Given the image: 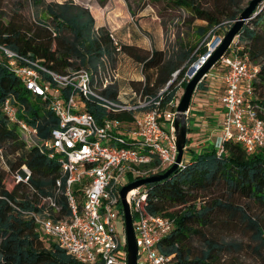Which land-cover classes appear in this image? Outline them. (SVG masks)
I'll list each match as a JSON object with an SVG mask.
<instances>
[{
  "label": "trees",
  "instance_id": "16d2710c",
  "mask_svg": "<svg viewBox=\"0 0 264 264\" xmlns=\"http://www.w3.org/2000/svg\"><path fill=\"white\" fill-rule=\"evenodd\" d=\"M27 1L18 2V5L14 3L8 13L3 6L4 0H0V46L57 74L85 69L93 76L98 75L99 70L103 71L105 63L113 61L116 54L123 52L138 63L140 71H151L140 82L131 84V90L149 103L141 111L156 109L164 113L176 111L174 104L178 86L171 83L165 89L173 74L177 72L176 81H183L184 89L188 81L184 76L186 68L207 53L206 36L214 34V30L223 27L225 22L230 29L250 0H150L164 6V10L159 12L163 25L166 10L184 11L192 20L203 22L192 37L188 36L186 41L179 40L172 53L156 49L142 53L135 47H118L113 32L105 27L96 28L91 12L72 0L63 3ZM107 2L96 0L99 7H104ZM25 6L32 10V20L20 14L18 8ZM216 43L210 45V50H215ZM230 52L246 57L251 65L258 68L252 82L250 101L259 118L264 120V0L239 31ZM45 79L51 80L48 76ZM101 85L98 81L95 84L102 95L120 99L116 86L101 89ZM208 86V80L207 84L201 82L195 93L199 89L207 91ZM125 97L127 100L122 101L136 104L135 98ZM8 99L16 110L17 120L35 129L34 135L26 136L17 123L8 120L3 108ZM81 106V111L91 113L99 123L104 119L117 121L121 128L119 135L124 139L141 112H113L99 107L89 98H83ZM57 124L58 119L50 109L48 97L42 98L26 90L8 70L5 58L1 57L0 264H80L54 241L43 236L34 220L28 217L29 212L43 211L45 206L40 199L47 196L55 198L61 207L60 217L69 214L64 197L57 194L56 182L61 181V189L65 184L59 158L54 154L51 156L52 151L44 147ZM190 131L187 127V134ZM23 138H30L32 144L27 145ZM188 141L187 137L186 147ZM127 144L143 152L147 150L136 140H128ZM201 148L198 153L186 150L185 153L191 155L190 159L183 156L182 165L167 178L145 186L147 211L173 223L169 233L158 244L160 253L172 257L170 264H237L227 263L223 257L240 253L242 243L212 234L214 230L234 228L250 233L252 241L257 243L253 251L264 264V218L255 215L250 208L254 206L264 216V146L252 154H247L239 143L232 141L223 143L221 154L217 153L214 145ZM158 164L159 158L155 154L150 166ZM22 166L31 172V188L16 183L12 178ZM8 175L12 178L9 188L6 183ZM211 192L217 197L209 203L198 202L204 194ZM237 200L245 203L240 205ZM119 216L121 222V212ZM195 241L198 246L194 245Z\"/></svg>",
  "mask_w": 264,
  "mask_h": 264
},
{
  "label": "built area",
  "instance_id": "2783aa9c",
  "mask_svg": "<svg viewBox=\"0 0 264 264\" xmlns=\"http://www.w3.org/2000/svg\"><path fill=\"white\" fill-rule=\"evenodd\" d=\"M228 51L216 63L224 73L221 76L222 94L218 98L222 109L221 123L213 129L222 135L214 147L221 154L223 143L232 141L239 143L247 154H252L264 146V120L259 118L250 101L258 68L246 57ZM1 57L26 90L42 98L48 97L50 109L58 119L57 127L51 131V138L44 147L52 151L51 156L54 154L59 158L65 184L61 189V181L56 182L57 194L64 197L69 214L60 217L61 207L55 198L47 196L40 199L45 206L43 211L29 212L28 217L34 220L43 236L54 241L80 264H127L125 236L123 239L117 232L119 212L122 214L119 192L125 185L175 164L177 150L173 123L176 111H141L149 103L140 100L134 91L128 95H131L130 100L135 98L136 104L105 97L95 84L98 81L102 83L101 89H106L113 82L104 77L101 70L94 76L85 69L57 74L2 46ZM207 57L203 56L201 61L204 63ZM46 76L51 80H46ZM171 83L172 80L165 89ZM83 98L93 99L99 107L113 112H141L124 139L119 135L121 128L117 121L104 119L99 123L91 113L81 111ZM3 108L8 120L17 123L26 136L36 133L25 122L17 120L10 99L4 102ZM128 140L139 141L147 147L146 152L129 146ZM187 147L185 145L177 167L182 165ZM155 154L159 164L152 167L150 163ZM30 176L29 169L22 166L12 178L31 188ZM145 186L131 190L126 197L137 247L136 264H170L172 257L160 253L158 244L173 223L147 211Z\"/></svg>",
  "mask_w": 264,
  "mask_h": 264
},
{
  "label": "rangeland",
  "instance_id": "374dc122",
  "mask_svg": "<svg viewBox=\"0 0 264 264\" xmlns=\"http://www.w3.org/2000/svg\"><path fill=\"white\" fill-rule=\"evenodd\" d=\"M76 1L85 4L89 3L90 5L93 4L94 8L91 10L92 16L98 23L105 24V28L108 31L113 32L114 40L118 47L120 45L131 46L137 48L142 53H150L151 49L172 53L179 40L186 41L188 36L192 37L197 26L203 24L201 21L192 20L184 11L166 10L164 13L166 17L163 20L165 24L163 25L160 21L159 12L164 10V6L162 4H153L150 0H110L111 5L109 7L104 6L101 8H98L96 0ZM122 1L125 2V5L121 4ZM18 2L28 3L27 0H4V9L6 12L10 13L13 8L12 5L14 3H17L18 5ZM244 3H246V1ZM259 8H262V5ZM18 9L22 16L29 20L33 19V13L29 6ZM228 30L229 24L228 22H225L223 27L214 30V34L210 35L209 33L206 36V38H208L206 44L207 51H210V45L215 43L217 39L221 40ZM201 58L202 56H200L194 63L188 65L184 75L186 79H189V72L195 64L201 61ZM104 67V77H109L113 82V86L118 88V95L121 100H127L125 96L131 97V95L128 94L130 91H134L133 89L131 90L132 83L136 84L140 82L146 74H151V71L146 73L144 70L140 71L138 63L123 52L116 54L114 60L106 62ZM215 73L220 76L224 73L223 69L220 68L218 64H215V66L208 72L207 77H204L201 82L207 84L208 80L209 84H211L213 80L209 74ZM176 79L177 74H175L174 77L172 76V83L177 84L176 86H178L176 97L178 100L177 102H179L184 90L181 85L183 81L177 83ZM220 85L221 83L219 82V93H214L218 98L222 94V85ZM206 92V90L199 89L192 97L193 107H196V103L198 102L202 103L203 105L200 107L199 114H201L200 116L202 118L207 117V120L204 122L201 121V123L200 120H197L195 125H193L195 126L194 129H191L187 134V137L189 138L188 148L195 153L201 151V144L204 143V145H202L203 147H206V145L213 146L222 135L220 131H213V128L208 124V122L212 123L214 120L213 118H209L210 115H213V112L218 111L220 108L217 107V105H219L218 98H215L214 100L209 99V94L206 95ZM212 124L216 125V123ZM23 139L26 141L27 145L32 144L30 138ZM199 142L202 143L199 144ZM190 158L191 155L189 152L184 154V159L188 160ZM6 183L9 188V185L12 184V178L10 175L6 176ZM216 197L217 196L214 192L207 193L204 194L203 198L198 199V202L209 203ZM236 203L243 205L245 201L237 200ZM250 208L255 215L264 218L263 214L256 210L254 206L251 205ZM117 232L124 239L123 221L117 223ZM212 234L218 238L236 240L242 243L243 250L238 254L224 256L223 259L225 262H236L237 264H263L262 259H260V257L253 251L257 243L252 241L250 233H245L241 229L236 230L231 228L228 230H214L212 231ZM194 245L198 246V242L195 241ZM262 253H264V250Z\"/></svg>",
  "mask_w": 264,
  "mask_h": 264
},
{
  "label": "water",
  "instance_id": "95a60500",
  "mask_svg": "<svg viewBox=\"0 0 264 264\" xmlns=\"http://www.w3.org/2000/svg\"><path fill=\"white\" fill-rule=\"evenodd\" d=\"M262 1L263 0H250L248 2L247 6L241 12L238 19L234 21L233 25L226 32L224 37L221 40L217 39L220 41L218 47L213 52L207 51V53L204 55H208L205 62L198 68L195 74L188 79L183 90V94L180 97V100L176 107V116L173 123L175 145L177 150L175 164L167 169L164 174L152 175L144 179L136 180L120 189L119 199L124 224L127 264H136L137 260V247L135 243L132 216L126 200L127 194L131 190L137 189L141 186L161 181L167 178L172 172L177 169V164L181 161L183 150L187 141V117L189 106L191 104L192 97L196 91L197 86L201 83L208 72L215 66L219 59L228 51L235 38H237L239 31L249 20L255 9L261 4Z\"/></svg>",
  "mask_w": 264,
  "mask_h": 264
},
{
  "label": "crops",
  "instance_id": "0c3cea01",
  "mask_svg": "<svg viewBox=\"0 0 264 264\" xmlns=\"http://www.w3.org/2000/svg\"><path fill=\"white\" fill-rule=\"evenodd\" d=\"M65 1H67V0H46V2H55V3H63V2H65ZM75 4H78V5H81V6H83V7H85V8H87L90 12H91V10H92V8H94V6H93V4H89V3H87V4H85V3H81V2H77L76 0H72ZM115 1V0H114ZM121 4H124L125 5V2H123L122 1V3ZM111 5V3H110V0L106 3V5L105 6H107V7H109ZM98 6V8H101V7H99V5H97ZM95 27L96 28H100V27H105V24H102V23H98L96 20H95ZM211 78H212V80H213V82L211 83V84H209V86H208V89H207V92H206V95H208V97H209V99H212V100H214L215 98L217 99L218 97L217 96H215V94L214 93H219V86H218V84H219V82L221 83V76L219 75V74H217V73H215V74H211ZM221 85H222V83H221ZM220 85V86H221ZM221 93H222V90H221ZM220 93V94H221ZM195 94V93H194ZM219 102V101H218ZM210 104H212V103H210ZM203 104L202 103H200V102H198V103H196V107H193V98H192V101H191V104H190V106H189V112H188V117H187V127H189L190 129H194V127L195 126H193V125H195V122L198 120H200V123H201V121H206L207 120V117L206 118H202L200 115L201 114H199V111H200V107L202 106ZM216 107V106H215ZM217 107L218 108H220V105H217ZM216 107V108H217ZM215 109V108H214ZM211 110H212V108H211ZM221 112H222V109L220 108V109H218V111H214L213 112V115H210V117L209 118H213L214 120H213V122L212 123H216V125L215 124H212L211 122V124L208 122V124L214 129V128H217V127H219L220 126V123H221ZM199 123V124H200ZM213 131H215V130H213ZM200 143H202V142H199V144ZM202 145H204V143L203 144H201V147H203Z\"/></svg>",
  "mask_w": 264,
  "mask_h": 264
},
{
  "label": "bare ground",
  "instance_id": "6f19581e",
  "mask_svg": "<svg viewBox=\"0 0 264 264\" xmlns=\"http://www.w3.org/2000/svg\"><path fill=\"white\" fill-rule=\"evenodd\" d=\"M217 43H216V45H217V47H218V45L220 44V41L219 40H217L216 41ZM216 47V48H217ZM215 48V49H216ZM214 51V49H211L210 50V52H213ZM203 64V61H200V62H198L197 64H195L193 67H192V69H191V71L189 72V78H191L194 74H195V72L198 70V68L201 66ZM131 194V193H130Z\"/></svg>",
  "mask_w": 264,
  "mask_h": 264
}]
</instances>
